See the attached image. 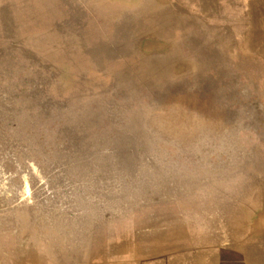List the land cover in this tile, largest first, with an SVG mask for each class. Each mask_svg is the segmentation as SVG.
<instances>
[{
  "label": "rangeland",
  "instance_id": "1",
  "mask_svg": "<svg viewBox=\"0 0 264 264\" xmlns=\"http://www.w3.org/2000/svg\"><path fill=\"white\" fill-rule=\"evenodd\" d=\"M13 2L27 30L59 27L42 65L0 62V212L57 231L76 264H217L248 224L258 255L264 79L249 76L253 63L212 53L192 23L160 60L118 70L110 45L126 0ZM231 198L251 200L249 222Z\"/></svg>",
  "mask_w": 264,
  "mask_h": 264
},
{
  "label": "crops",
  "instance_id": "2",
  "mask_svg": "<svg viewBox=\"0 0 264 264\" xmlns=\"http://www.w3.org/2000/svg\"><path fill=\"white\" fill-rule=\"evenodd\" d=\"M124 4L130 7L123 9L114 22L116 39L110 45L123 63L118 70H139L143 63L160 60L168 54L172 42L174 46L178 44L174 42L175 31L193 23L211 37L212 53L220 48L230 60L252 62L249 76L264 79V0H126ZM18 10L13 0H0V62L42 65L43 43L48 38L58 39L59 24L55 21L43 31L41 21L37 24L35 19L32 30H27L23 23L27 16L21 18ZM87 25L90 27L88 20L83 29ZM120 33H124L121 40ZM68 35V42L73 41L75 35ZM91 46L92 43H83L77 48L83 54L109 52L106 46L93 51ZM75 52L72 47L70 53ZM96 60L102 62L101 57ZM3 68L0 66L1 71ZM258 87L264 93V84L260 82ZM259 199V205L264 206V194ZM230 202L233 215L242 213L244 221L249 222L247 207L251 200L231 198ZM238 206H242L241 210ZM257 216L258 221L264 222V210ZM246 228L242 235L233 230L231 242L235 245L225 258L219 257L217 264L225 260V264H264V246L255 247L258 255L250 256V225ZM64 240L57 231L37 227L19 212H0V264H76L74 245L69 246Z\"/></svg>",
  "mask_w": 264,
  "mask_h": 264
}]
</instances>
